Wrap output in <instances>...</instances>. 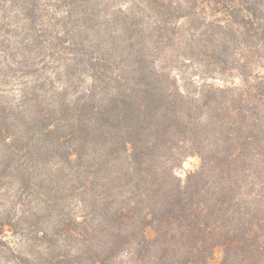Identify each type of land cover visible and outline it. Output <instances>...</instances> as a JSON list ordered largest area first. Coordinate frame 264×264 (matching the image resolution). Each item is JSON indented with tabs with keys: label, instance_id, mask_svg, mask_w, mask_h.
Segmentation results:
<instances>
[{
	"label": "trees",
	"instance_id": "trees-1",
	"mask_svg": "<svg viewBox=\"0 0 264 264\" xmlns=\"http://www.w3.org/2000/svg\"><path fill=\"white\" fill-rule=\"evenodd\" d=\"M15 19L71 57L0 109V264H264V0H0ZM194 56L214 81L183 83Z\"/></svg>",
	"mask_w": 264,
	"mask_h": 264
},
{
	"label": "rangeland",
	"instance_id": "rangeland-1",
	"mask_svg": "<svg viewBox=\"0 0 264 264\" xmlns=\"http://www.w3.org/2000/svg\"><path fill=\"white\" fill-rule=\"evenodd\" d=\"M26 27L25 21L21 19H15L12 22L4 20L0 25V109L4 106L17 107L19 103H22L23 94L27 93V91H32L35 79L38 78L36 69H41L44 66H46L45 68L49 67L51 65L49 60L52 57L61 56L62 59H59L48 69L47 75H50L54 66H59L60 64L63 66L66 63V59L71 57V55L66 56L67 54L63 53L59 40L53 38L56 30L59 29L58 32L62 31L60 27H44L45 35L39 40L37 46L32 43V33ZM84 50L92 56L96 55V52H93L91 47H87ZM202 59V56H194L191 59L192 61L183 58H173V63L181 68V73H184L183 83L185 81H214V78H209L203 74L202 71H205V60ZM212 76L217 75L213 74ZM79 80L77 82L79 84L81 82L82 86L88 83L86 77L85 79L81 77ZM217 83L223 82L218 81ZM199 164V157L190 156L177 171L180 175L185 176L189 170L196 169ZM220 257L221 253L216 252L213 263H218ZM127 264L137 263L127 261Z\"/></svg>",
	"mask_w": 264,
	"mask_h": 264
}]
</instances>
